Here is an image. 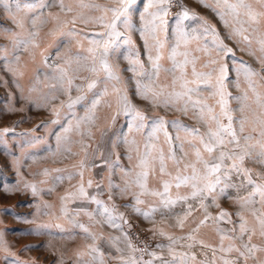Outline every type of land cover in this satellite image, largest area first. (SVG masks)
Wrapping results in <instances>:
<instances>
[{
    "label": "rangeland",
    "instance_id": "1",
    "mask_svg": "<svg viewBox=\"0 0 264 264\" xmlns=\"http://www.w3.org/2000/svg\"><path fill=\"white\" fill-rule=\"evenodd\" d=\"M0 264H264V0H0Z\"/></svg>",
    "mask_w": 264,
    "mask_h": 264
}]
</instances>
